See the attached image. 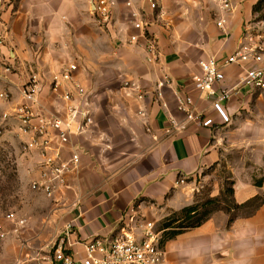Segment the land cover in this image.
I'll list each match as a JSON object with an SVG mask.
<instances>
[{"label": "crops", "instance_id": "1", "mask_svg": "<svg viewBox=\"0 0 264 264\" xmlns=\"http://www.w3.org/2000/svg\"><path fill=\"white\" fill-rule=\"evenodd\" d=\"M116 1L115 22L108 28L97 21L91 0H16L0 19L5 34L0 91L11 94L9 100L0 99L4 113L23 102L21 89L37 73L41 92L35 108L62 114L64 101L51 81L70 62L78 66L77 81L91 92L94 123L72 140L82 147L80 170L71 176L73 189L53 203L51 217L63 219L57 236L65 238L76 258L85 254L84 241L116 237L132 214L141 237L140 223L157 225L201 194L218 196L220 168L234 181L235 203L264 196V89L241 88L225 102L231 118L226 122L213 107V97H200L194 79L202 73V60L233 54L251 30L259 35L264 68V26L253 21L258 0H233L229 13L212 0H158L168 12L163 18L148 0ZM133 10L151 23L161 52L157 63L148 60L142 37L128 43L139 32L132 25ZM223 14L225 28L217 23ZM164 71L173 82L159 98L157 83ZM224 72L217 87L235 85L244 67L231 64ZM125 80L139 86L142 99L138 90L124 87ZM65 88L71 85L64 83ZM179 94L192 95L199 112L213 123L188 120L178 109ZM169 116L183 128L168 132ZM19 139L22 144L20 134ZM70 154L67 147L63 158ZM18 162L30 184L35 173L27 170L34 161L21 146ZM234 214L231 219V213L215 210L201 225L163 239L160 264H264V203L242 206Z\"/></svg>", "mask_w": 264, "mask_h": 264}, {"label": "built area", "instance_id": "2", "mask_svg": "<svg viewBox=\"0 0 264 264\" xmlns=\"http://www.w3.org/2000/svg\"><path fill=\"white\" fill-rule=\"evenodd\" d=\"M16 0H0V19L6 8L12 6ZM93 12L97 21L104 27H110L115 22L114 8L116 0H91ZM150 7L157 11L159 18L167 15V10L158 0H148ZM219 3L225 13L235 9L233 0H212ZM132 6V2H127ZM132 25L139 32L131 35L128 43H138L142 37L144 48L151 62L161 60V52L157 37L150 31L151 23L138 11H132ZM227 16L223 14L217 21L218 25L225 28ZM259 35L254 31H248L237 50L219 60L210 56L201 61L202 73L194 77L198 84L200 97H213V107L221 118L230 122V115L225 109V102L237 95L241 88L264 89V68L260 65L263 60V47L256 38ZM5 34L0 33V49L4 45ZM248 42V44L246 43ZM247 63L251 65L247 66ZM254 63V64H252ZM238 64L244 67V73L238 82L232 86H220L225 80L224 68ZM78 69L76 62L65 65L61 71L52 76V90L64 101L62 114L45 113L35 108L39 103L41 85L37 73H31L29 81L22 87L23 102L15 106L12 111L4 113L5 118H13L16 121L18 133L23 136L21 152L24 156L33 158V166L28 168L31 178V189L43 192L47 197L60 201L73 189L71 176L80 170L82 147L72 144L75 136L87 132L94 123L91 92L79 83L75 77ZM173 79L166 71L157 83L158 96L162 97L161 89L172 84ZM64 83H69L71 88L62 89ZM124 87L130 90H138L137 97L142 99L144 93L139 86L125 80ZM8 90L0 91V98L10 99ZM178 109L185 114L188 120L196 121L203 125H211L213 119L203 117L196 106L192 95L177 96ZM170 132L172 129H181L183 125L173 116L168 117ZM67 147H71L68 159L63 158ZM186 182L185 179L180 180ZM14 231L20 232L27 219L14 216ZM135 215L129 217L128 223L122 228L121 233L110 239L109 237H93L84 241L85 254L76 258L70 247L66 245L65 238L61 237L56 245L53 264H160L163 258L162 231L156 229L154 221L140 223L143 234L138 237L135 233ZM72 224L69 225V227ZM9 234L6 229L2 212L0 211V241Z\"/></svg>", "mask_w": 264, "mask_h": 264}, {"label": "rangeland", "instance_id": "3", "mask_svg": "<svg viewBox=\"0 0 264 264\" xmlns=\"http://www.w3.org/2000/svg\"><path fill=\"white\" fill-rule=\"evenodd\" d=\"M253 21H259L264 26V4L254 14ZM3 113L0 105V211L9 231L8 236L0 241V264H53L54 251L60 239L57 235L63 228V219L59 222L51 219L53 203L59 201L31 189L24 179L18 162L21 140L16 121L5 118ZM219 176L222 184L221 193L217 196L219 202H208L210 196L207 193L201 194L193 203L200 206V212L195 219L210 216L219 207L232 206L231 189L234 181L229 178L226 168H220ZM12 215L27 219L18 233L14 231ZM191 222L193 221H184L185 224ZM156 229H163L162 222L156 225ZM167 231L162 230L163 239Z\"/></svg>", "mask_w": 264, "mask_h": 264}, {"label": "trees", "instance_id": "4", "mask_svg": "<svg viewBox=\"0 0 264 264\" xmlns=\"http://www.w3.org/2000/svg\"><path fill=\"white\" fill-rule=\"evenodd\" d=\"M264 4V0H258L257 3L253 7V15L257 12H259ZM233 189H231V192ZM234 192V191H233ZM233 195V194H232ZM263 196L257 195L251 199H249L246 203L239 205L235 203L234 199L232 201V206L229 207H219L216 210H224L228 213H231L230 218H234L235 214L232 213V211H236L242 206H253L258 207L261 204L264 203ZM208 202H219V198L216 197H209ZM200 212V206L197 204H192L188 206L182 207L180 210L172 211L167 217H165L161 222L163 224V229L168 230L167 233H165V239L172 238L176 236L177 234L183 232L184 230L192 227H196L201 225L209 216L203 217L200 219H195L196 216ZM193 221L191 223L185 224L184 221Z\"/></svg>", "mask_w": 264, "mask_h": 264}]
</instances>
